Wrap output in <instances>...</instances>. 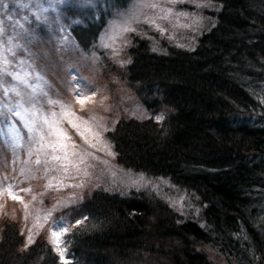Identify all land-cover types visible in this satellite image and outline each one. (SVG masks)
Masks as SVG:
<instances>
[{
    "label": "trees",
    "instance_id": "obj_1",
    "mask_svg": "<svg viewBox=\"0 0 264 264\" xmlns=\"http://www.w3.org/2000/svg\"><path fill=\"white\" fill-rule=\"evenodd\" d=\"M128 1L73 12L85 14L72 36L90 49L111 10ZM204 1L213 3L210 23L190 49L154 52L131 36L125 70L151 90L149 115L118 118L104 132L119 166L193 195V211L178 215L148 189L93 191L81 203L86 218L64 239L73 264H264V0ZM0 264L61 262L42 243L25 249L5 220Z\"/></svg>",
    "mask_w": 264,
    "mask_h": 264
},
{
    "label": "rangeland",
    "instance_id": "obj_2",
    "mask_svg": "<svg viewBox=\"0 0 264 264\" xmlns=\"http://www.w3.org/2000/svg\"><path fill=\"white\" fill-rule=\"evenodd\" d=\"M97 1L59 0V3L43 14L46 19H38L37 17L41 15L39 8H48V0H0V31L2 32L0 35L4 39L0 44L12 48L15 56L23 53L16 61L15 56L9 57L10 71L19 72L27 78L34 76L32 80L28 79L33 83L36 82L37 74L42 76L44 90L48 96L70 105L68 119L79 126L80 131L89 141V144L84 142L77 130L68 123V119L62 121L68 135L75 138V143L85 155V162L79 165V171L70 167L69 172L65 174L53 170L50 163L47 165L43 163L45 159L43 156L40 157L42 162L36 164L37 155L30 154L27 147L30 133L27 129L21 128L15 117L9 116L6 112L0 115V120L5 121L0 126L6 130L8 125H15L20 128V135L23 137L21 146L15 151L4 142V138H0V182L3 187L13 185L12 191L23 201L21 203L12 200L7 192H0V236L3 221H9L17 227L20 234L23 231V247L30 234L28 230L31 229L32 244L42 243L55 254L48 241L50 230H54L52 221H59L63 217L68 225H75L77 220H82V213L81 216L77 214L74 217L70 207L83 195H88L99 187L116 191L119 195H128L130 190L148 189L163 194L165 198L167 196L172 212L178 215L186 216L188 211H193V195L187 196L183 189L176 188L163 177L149 176L119 166L115 162L114 155L108 154L109 149L111 153L114 151L104 134V129H110L118 118L142 115L143 107L138 98L141 99L140 95L144 94L147 97L152 96L149 93L151 90L146 86L139 83L130 86L128 83L124 67L125 62L129 60L125 51L131 35L145 38L149 43V49L152 51L156 49L154 52L164 50V44L190 49L197 31L200 32L210 23L213 3L204 0H184L170 4L168 0H161V6L170 7L173 13H187L188 16L179 17V23L188 24L189 27H173L177 23V17L173 15L169 20L157 21L166 29L164 35L146 24H133L132 27L136 28V32L116 35L114 40L107 39V35H113V26L120 24L133 9L136 0H129L122 8L111 10L95 43L89 50H82L71 39L67 27L71 24V18L75 17L71 15L73 12L82 13L89 7L95 6ZM197 4L207 6L197 7ZM154 11L158 10H144L148 15ZM4 25L7 29L3 28ZM106 43L111 46L104 47ZM25 53L32 55V60L28 59ZM19 87L22 92L30 91L25 89L24 85ZM77 89H82L79 97L75 91ZM87 97L91 99L88 100ZM78 99H85L83 109ZM44 110H49L47 104L44 105ZM52 110L59 112L60 108L56 106ZM72 113L74 115H71ZM158 114L156 117L161 116L160 113ZM90 116H94L95 120L84 124L83 120H89ZM77 117H82L83 120H77ZM93 133H98V136ZM90 144H94L95 147H90ZM33 154L35 160H29L28 157ZM46 168L48 171H45ZM140 174H143L144 180L140 179ZM133 180L137 181L135 185L132 183ZM145 181L150 183L144 186ZM25 204L28 205L27 212ZM53 208L55 210L46 222L44 217ZM64 246L67 248L66 243ZM68 259L72 261L71 258ZM57 261H60L59 257Z\"/></svg>",
    "mask_w": 264,
    "mask_h": 264
},
{
    "label": "snow or ice",
    "instance_id": "obj_3",
    "mask_svg": "<svg viewBox=\"0 0 264 264\" xmlns=\"http://www.w3.org/2000/svg\"><path fill=\"white\" fill-rule=\"evenodd\" d=\"M168 2L175 4L177 2H184V0H168ZM57 3H59V0H48L49 7H40L39 12L41 15L37 18L46 19L43 14ZM196 6L206 7L207 5L197 4ZM145 9L158 11H154L151 15H148L144 12ZM173 15L177 17V23L173 27H189L188 24L179 23V17H186L188 16L187 13H173L170 7L164 8L161 6V0H136L133 9L127 17L120 24L113 26V35L106 34L107 39L114 40L116 35L136 32V28L132 27L133 24H146L155 31L160 32L161 35H164L166 29L160 23H157V21L169 20ZM169 38L171 39V37ZM110 46V44H104V47ZM179 46L183 47V45ZM153 50L155 51L156 49L154 48ZM10 56H15L14 50L4 44H0V115L6 112L9 116L15 117L21 128L27 129L28 133H30L27 147L30 154L35 153L37 155L36 164L42 162L40 157L43 156L45 158L43 163L46 165L50 163L53 170H59L67 174L71 167L79 171V165L85 162V155L82 153L80 146L68 135L67 129L62 124L63 120L68 119L70 105H65L58 100L51 99L44 90L43 77L39 74L35 76L36 82L33 83L19 72L8 71V66L11 64ZM7 78H10L15 83H9ZM6 84L7 86H5ZM19 85H24V88L30 91L22 92ZM75 91L79 97L82 89ZM86 99L90 100L91 97H87ZM78 103H80L83 109L85 99H78ZM45 104L49 107L48 111L44 110ZM56 106H59V112L52 110ZM71 115H74V113ZM156 119L161 120L163 116H158ZM77 120H83V118L77 117ZM90 120L94 121L95 117L90 116L89 120H83V123L89 124ZM4 123L5 121L0 120V125ZM68 123L77 130V133L84 139V142L89 144L87 138L84 137V133L80 131L79 126L71 119H68ZM104 130L107 131L108 129L105 128ZM93 135L98 136V133H93ZM0 138H4V142L14 151L21 146L23 141V137L20 135V128H17L15 125H8L6 130L0 126ZM90 147H95V145L90 144ZM108 154L114 155L110 149L108 150ZM87 155L92 154L87 153ZM45 171H48V169L46 168ZM140 179L144 180L143 174H140ZM132 183L135 185L137 181L133 180ZM148 183L150 181H145L144 186H147ZM13 187L11 184L3 187L2 182H0V192H7L10 199L23 203L22 198L12 191ZM24 191H29V189H24ZM24 207L27 212L28 205L25 204ZM54 210L55 208L49 210L48 214L44 217L46 222ZM81 223V220H77L75 225H68L63 217L59 221H52L54 230H50L48 241L52 245V250L59 256L61 264H72V261L67 258V248L64 246L66 242L63 237ZM28 231L30 234L26 238L25 249L33 243L32 230L29 229ZM21 235H23V231Z\"/></svg>",
    "mask_w": 264,
    "mask_h": 264
}]
</instances>
